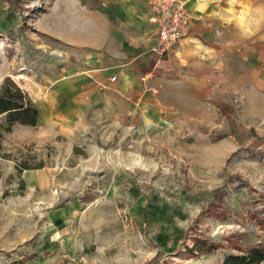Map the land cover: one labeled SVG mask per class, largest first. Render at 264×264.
<instances>
[{"label": "rangeland", "instance_id": "obj_1", "mask_svg": "<svg viewBox=\"0 0 264 264\" xmlns=\"http://www.w3.org/2000/svg\"><path fill=\"white\" fill-rule=\"evenodd\" d=\"M262 1L238 16L264 42ZM111 13L108 0H0V92L11 81L39 110L10 132L0 117V264H221L264 247V81L161 108L151 129L115 89L85 85L99 97L72 103L55 84L101 52L93 28Z\"/></svg>", "mask_w": 264, "mask_h": 264}, {"label": "crops", "instance_id": "obj_2", "mask_svg": "<svg viewBox=\"0 0 264 264\" xmlns=\"http://www.w3.org/2000/svg\"><path fill=\"white\" fill-rule=\"evenodd\" d=\"M183 1L193 12L191 28L168 57L160 58L148 0H108L113 13L103 18L100 29L93 28L99 36L90 44H101V52L89 58L81 76L57 81L55 90L60 96L69 93L77 104L99 97L98 91L85 92V85L102 86L105 96L118 90L117 96L131 101L127 110L139 111L143 128L151 129L157 128L161 108L183 115L188 106H212L219 102L216 97L244 95L253 81H264V42L250 35L238 16L246 12L247 0Z\"/></svg>", "mask_w": 264, "mask_h": 264}, {"label": "trees", "instance_id": "obj_3", "mask_svg": "<svg viewBox=\"0 0 264 264\" xmlns=\"http://www.w3.org/2000/svg\"><path fill=\"white\" fill-rule=\"evenodd\" d=\"M0 117H4V131L10 132L15 124L36 126L39 120V110L26 92L13 82L7 81L0 92ZM193 251L199 253L202 252V248L196 246ZM262 263H264V247H252L240 254L234 253L226 256L221 264Z\"/></svg>", "mask_w": 264, "mask_h": 264}, {"label": "built area", "instance_id": "obj_4", "mask_svg": "<svg viewBox=\"0 0 264 264\" xmlns=\"http://www.w3.org/2000/svg\"><path fill=\"white\" fill-rule=\"evenodd\" d=\"M148 6L158 32L155 51L160 58H165L187 35L193 21V12L183 0H148ZM115 80V77L112 78V81Z\"/></svg>", "mask_w": 264, "mask_h": 264}]
</instances>
